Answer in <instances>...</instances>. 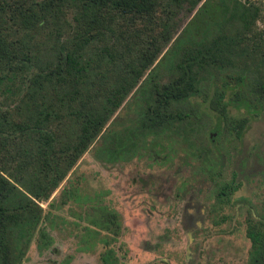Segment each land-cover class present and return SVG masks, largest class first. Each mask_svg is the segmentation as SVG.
I'll return each instance as SVG.
<instances>
[{
  "label": "trees",
  "instance_id": "1",
  "mask_svg": "<svg viewBox=\"0 0 264 264\" xmlns=\"http://www.w3.org/2000/svg\"><path fill=\"white\" fill-rule=\"evenodd\" d=\"M260 12L249 0H0V264H19L34 234L48 244L38 202L91 143L112 163L161 139L212 168L247 126L227 106L264 109ZM129 93L127 117L109 126ZM200 103L215 117L207 143ZM90 211L88 231L118 235L114 209ZM106 234L99 258L115 264ZM244 234L245 264H264V229Z\"/></svg>",
  "mask_w": 264,
  "mask_h": 264
},
{
  "label": "rangeland",
  "instance_id": "2",
  "mask_svg": "<svg viewBox=\"0 0 264 264\" xmlns=\"http://www.w3.org/2000/svg\"><path fill=\"white\" fill-rule=\"evenodd\" d=\"M249 1L260 6L256 27L264 28V0ZM165 74L159 71L160 78ZM130 95L114 111L109 126L127 117ZM198 107L207 113L200 127L201 142L207 143L208 124H214L215 117L207 103ZM227 109L244 114L247 126L211 162L222 178L229 180L234 173L238 182L225 202L214 199L215 186L209 185L203 170L211 168L200 157L185 153L184 147L172 144L170 150L168 142L158 139L147 144L149 151L109 163L94 158L97 143H91L48 198L38 202L44 214L38 224L49 242L37 249L34 234L19 264H100L106 233L88 231L96 230L87 221L91 204L117 212L119 233L106 235L118 264H245L249 242L243 217L258 220L264 229V109L256 112L233 104ZM61 188L72 191L66 200L59 195Z\"/></svg>",
  "mask_w": 264,
  "mask_h": 264
},
{
  "label": "flooded vegetation",
  "instance_id": "3",
  "mask_svg": "<svg viewBox=\"0 0 264 264\" xmlns=\"http://www.w3.org/2000/svg\"><path fill=\"white\" fill-rule=\"evenodd\" d=\"M243 107L246 108V106H243ZM249 107L251 109H253L252 106H249ZM254 111L259 112L260 110L254 109ZM239 116H245V115L242 114V113H240ZM239 125H242V123H239ZM245 129H246V126H244V129L241 132V134L244 132ZM209 133H210V137L209 138L211 139V135L213 134V132L211 131ZM239 138H240V136H239ZM239 138H236V139H239ZM231 141H233V140H231ZM192 156L193 157H200L197 154H193ZM203 170H205L207 172V176H208L209 182H210L209 185L210 186H215L214 199L217 202H225L228 199L229 195L238 187V182L237 181H234L233 178H232V177H234V173H231L229 180H226V179H224V178L221 177V171H220V169L211 168V169H203ZM206 172H203V173H206ZM261 176H264V170L261 171ZM257 221L254 222L248 216H244L243 217L244 225H246L247 223H250V224H256V225L260 226L259 224H261V222H259V224H257L258 223ZM107 235L108 236H111V237H116L117 236V235H111L110 233L109 234L107 233ZM247 240H248V238H247ZM248 242H249V240H248ZM101 243H102V240H101ZM106 246H109V244L107 243ZM248 246H249V244H248ZM246 255H247V252H246ZM100 264H102L101 260H100ZM115 264H118L116 257H115Z\"/></svg>",
  "mask_w": 264,
  "mask_h": 264
}]
</instances>
